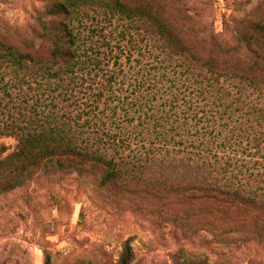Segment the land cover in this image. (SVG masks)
<instances>
[{"label":"rangeland","instance_id":"374dc122","mask_svg":"<svg viewBox=\"0 0 264 264\" xmlns=\"http://www.w3.org/2000/svg\"><path fill=\"white\" fill-rule=\"evenodd\" d=\"M46 1L0 0V36L28 47L32 16ZM121 1L151 5L157 15L174 18L184 42L197 49L194 42L208 43L209 33L228 39L231 17L242 18L263 2ZM88 13L87 25L97 26L83 29L80 61L72 71L45 54L21 70L0 62L2 157L15 150L20 129L57 125L90 138L110 156L150 167L147 175L157 183L194 172L187 163L205 147L210 162L213 154L219 163L229 157L238 177L239 169H248L264 178V116L226 107L232 92L214 95L208 73L196 76V67L164 49L148 21L114 15L106 22L102 12ZM221 80L215 84L231 89ZM170 157L174 162H165ZM95 186L89 177L39 174L1 192L0 264H118L125 242L129 264H264V237H253L250 227L251 233L241 230L239 222L236 234L219 235L223 216L190 191Z\"/></svg>","mask_w":264,"mask_h":264},{"label":"trees","instance_id":"16d2710c","mask_svg":"<svg viewBox=\"0 0 264 264\" xmlns=\"http://www.w3.org/2000/svg\"><path fill=\"white\" fill-rule=\"evenodd\" d=\"M89 11L102 12L106 22L114 15L148 21V31L164 49L196 67V76L208 73L212 80L208 84L214 95L222 90L224 96L232 92L233 102L226 107L234 104L235 109H243L246 114L264 116V0L246 11L242 18L231 17L225 26L228 39L209 33L206 36L208 43L202 39L194 42L200 44L198 49L196 44L184 42L174 18L166 20L157 15L151 5H129L121 0H47L32 16L30 31L33 36L28 47L0 36V62L21 70L23 65L34 63L39 55L45 54L51 62H58L72 71L80 61L78 51L83 43V29L93 31L97 26L87 25ZM34 40L38 42L36 48ZM219 78L231 89L216 85ZM253 94L254 99L261 102L257 108V103L253 104L250 97ZM20 130L13 152L2 157L4 150L0 148V193L22 187L39 174L89 177L100 191H190L195 199L207 200L212 212L223 216L220 220L223 229L219 230V235L236 234L234 225L239 222L242 223L241 230L247 228L251 233V228L254 229L253 237H264V192H261L264 178L248 169H239L241 177H238L232 167L235 163L229 157L219 163L217 158L220 157L213 154L214 159L210 162L205 152L210 151L209 147L199 150L192 164L187 163L194 172L181 176L178 181L166 177L170 181L157 183L147 175L150 167L108 155L96 142L76 134L71 127L61 129L52 125L31 131ZM165 162L174 161L170 157ZM131 257V247L125 242L118 264H129Z\"/></svg>","mask_w":264,"mask_h":264}]
</instances>
